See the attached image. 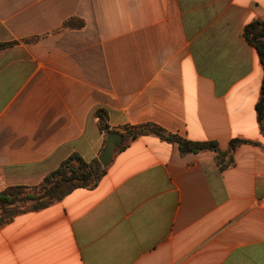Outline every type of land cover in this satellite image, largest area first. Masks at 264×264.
Returning a JSON list of instances; mask_svg holds the SVG:
<instances>
[{"label": "crops", "instance_id": "1", "mask_svg": "<svg viewBox=\"0 0 264 264\" xmlns=\"http://www.w3.org/2000/svg\"><path fill=\"white\" fill-rule=\"evenodd\" d=\"M254 18L264 0H0V191L99 157L97 108L119 132L247 141L221 170L214 152L141 135L95 187L0 225V264H264Z\"/></svg>", "mask_w": 264, "mask_h": 264}, {"label": "trees", "instance_id": "2", "mask_svg": "<svg viewBox=\"0 0 264 264\" xmlns=\"http://www.w3.org/2000/svg\"><path fill=\"white\" fill-rule=\"evenodd\" d=\"M242 35L245 41L255 48L263 71L260 93L255 105L260 132L264 135V19L254 18L244 25ZM7 44H0V49ZM100 131L107 136L110 132L121 135V142L115 151L124 149L135 138L154 134L170 143H174L181 154L210 151L215 153V162L219 169H226L234 164V150L244 139H232L229 149L222 151L215 141H192L177 134L165 131L153 123L138 126L123 125L122 131L110 128L107 111L97 108L94 112ZM106 172L98 157L86 161L79 154L71 153L59 165L46 174L35 185H13L0 191V225L7 223L14 216L29 211L43 209L60 201L77 188H93Z\"/></svg>", "mask_w": 264, "mask_h": 264}, {"label": "water", "instance_id": "3", "mask_svg": "<svg viewBox=\"0 0 264 264\" xmlns=\"http://www.w3.org/2000/svg\"><path fill=\"white\" fill-rule=\"evenodd\" d=\"M120 142H121V135L119 133L110 132L107 134L105 140V146L98 157L102 167L107 166V164L109 163V161L111 160L114 154L116 147L120 144Z\"/></svg>", "mask_w": 264, "mask_h": 264}]
</instances>
